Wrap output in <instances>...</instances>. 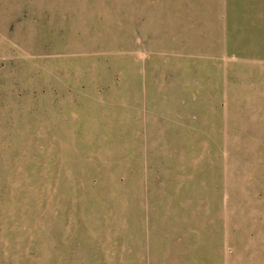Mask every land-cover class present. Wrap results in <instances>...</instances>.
I'll return each instance as SVG.
<instances>
[{"label":"rangeland","instance_id":"374dc122","mask_svg":"<svg viewBox=\"0 0 264 264\" xmlns=\"http://www.w3.org/2000/svg\"><path fill=\"white\" fill-rule=\"evenodd\" d=\"M0 264H264V0H0Z\"/></svg>","mask_w":264,"mask_h":264}]
</instances>
